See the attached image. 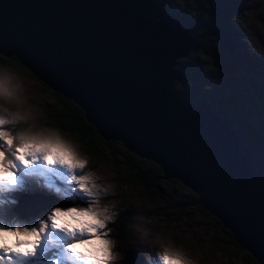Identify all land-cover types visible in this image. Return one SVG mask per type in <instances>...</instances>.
<instances>
[{"label": "water", "instance_id": "water-1", "mask_svg": "<svg viewBox=\"0 0 264 264\" xmlns=\"http://www.w3.org/2000/svg\"><path fill=\"white\" fill-rule=\"evenodd\" d=\"M189 30L153 0H0V53L75 100L105 139L191 187L264 264V137L174 91L186 79L177 59L195 48Z\"/></svg>", "mask_w": 264, "mask_h": 264}, {"label": "rangeland", "instance_id": "rangeland-1", "mask_svg": "<svg viewBox=\"0 0 264 264\" xmlns=\"http://www.w3.org/2000/svg\"><path fill=\"white\" fill-rule=\"evenodd\" d=\"M176 5L183 11V16L191 21V30L204 29L205 27L204 33L209 34L213 40L209 49L213 53V58L209 54L208 56L210 57L207 54L199 53L193 57V60L199 63L202 69L198 68L196 70L195 66L191 65L189 73L198 74V78L202 80L204 85H207L205 90L208 95H221L223 91H244L246 102L252 113L251 116L253 115L251 123L259 120L264 121V116H259L257 113V111L264 110V29L258 21L260 15L252 14L253 9H256V11L264 9V7L261 8L262 0H188L179 1ZM176 19H179V21L183 20L180 16L176 17ZM191 33L193 34V32ZM192 40L194 39L192 38ZM194 44L196 48L197 43L194 42ZM244 57L250 60L252 65L250 63L244 64ZM182 68H179V71L182 70L184 72ZM0 71L10 74L14 84L21 86L20 99L0 106V113L6 114L8 119L15 118V124L38 120L33 128L47 130L34 132L36 136L59 138L73 149L78 159L87 162L84 174L88 176L89 181L94 183L95 187L93 190L99 189L105 193L100 207H107L109 215L114 218L115 213L113 210L124 208L123 216H127L129 209L124 206L129 203V200L139 202V199H142V193L140 188H138L140 185H135V183L130 185L124 178L120 179L117 177L118 172L123 171L122 164L113 166L111 161L105 160L97 166L96 170L92 169L88 158L81 156V152H79L80 143L76 138L72 134H67L65 131L53 126L50 121L53 119L50 117L52 114H55V112L62 114L60 112H63V106L59 103L61 100H57L52 93L54 88L42 79L40 80V78L23 77L1 68ZM255 79L259 83L255 82ZM255 106L257 107L254 110ZM246 109L248 110V106ZM220 118L227 120L223 117ZM39 120H45L46 124L39 122ZM227 125L233 129L236 128L230 121ZM250 134V136L254 137V134ZM49 159H52V157H49ZM39 163L43 165L42 161ZM53 173L56 174V186L60 187L62 191H74L76 189V186L71 182L73 173L60 166H56L53 169ZM79 174L77 173V175ZM170 185L172 184L164 186L168 187V189L159 194L165 197L161 204L165 205L171 215L166 222L160 219L162 226L157 231L169 230L168 239L159 240L157 239L159 235L154 233L153 235L147 234L142 238L135 230L129 229L131 237H140V242L133 248L134 241L119 242L113 239L111 233H109L112 232L113 219L108 224L110 228L106 227L101 230L107 233L104 238L109 239L112 244V259L109 264L122 263L121 261L127 256V248L135 249L137 254L135 258L138 264H160L159 255L165 251L169 253L179 252L184 257L195 261V264L251 263L253 259L251 258V253L247 249L241 250L237 244L231 242V239L223 231V228L227 229V227L224 226L221 219L218 218L217 221L214 217L209 216L203 211L208 209L200 203H198V207H192L189 204H184L182 207L178 195L183 189L179 186L170 187ZM90 186L92 185L90 184ZM35 194L33 193V195ZM158 199L159 196L157 195L153 203H158ZM83 204L84 202L78 199L67 201L53 197V206L55 207L67 208L70 206H83ZM42 210H46V208ZM151 212H147L149 222L158 221L159 214H155L154 216L157 219H153ZM144 213L146 214V212ZM37 216L35 215V217ZM35 217H24L23 222H34L36 220ZM61 219L64 222V218L62 217ZM53 235H56L55 232H53ZM62 237L63 234H60L57 239L60 240ZM21 239L25 238L21 237ZM95 246H98V242ZM93 247L89 246L90 251ZM89 248L87 250L81 249V251L87 254ZM115 253H119V257L114 258ZM69 256L70 254L65 251L60 255V259L64 264H74L69 259Z\"/></svg>", "mask_w": 264, "mask_h": 264}, {"label": "snow or ice", "instance_id": "snow-or-ice-1", "mask_svg": "<svg viewBox=\"0 0 264 264\" xmlns=\"http://www.w3.org/2000/svg\"><path fill=\"white\" fill-rule=\"evenodd\" d=\"M15 123V118L8 119L6 114L0 113V212L4 215V221L0 222V264H64L60 255L65 251L74 264H109L112 244L104 238L107 233L101 230L108 227L114 217L109 215L107 207H100L105 193L93 190L94 183L84 174L86 162L78 159L73 149L59 138L14 136L8 126ZM56 166L73 173L74 191H62L56 186L53 173ZM33 183L61 199H78L84 204L54 207L34 222L21 223L11 216L10 205L14 201H9L7 196L22 192ZM60 234L69 242L64 244L58 240ZM89 246L94 247L87 254L81 251ZM159 261L160 264H187L177 252L165 251L159 255Z\"/></svg>", "mask_w": 264, "mask_h": 264}, {"label": "trees", "instance_id": "trees-1", "mask_svg": "<svg viewBox=\"0 0 264 264\" xmlns=\"http://www.w3.org/2000/svg\"><path fill=\"white\" fill-rule=\"evenodd\" d=\"M154 1L167 8L168 11L175 17L180 16V18L183 19L181 21L186 20V22H191L183 16V11L176 5L177 3H179V1L188 0ZM263 7L264 0H262L261 8ZM252 14L260 15L258 21L264 29V9L260 11H256V9H253ZM204 31L205 27L204 29L198 28L197 30H191V32H193V34L191 33L192 35H190L191 39H194L193 42H196L197 46L188 55L179 59V61L182 63L179 65V68L183 67L182 69L184 70V74L188 78L185 83H181L179 80L173 82L172 87L174 91L180 92L182 97L186 101L190 103L192 102L194 105H197L195 103L203 104L204 102H210V112L229 120L236 128L246 129V131L249 132V135H251L250 133H252L254 134V136H257L259 138L264 137V121L259 120L255 123H251L253 115L251 116L252 113L251 110H249V105L246 102L244 91H223L221 92V95H208L205 90V87L207 85L203 84L202 80L197 77L198 75L196 73H189L191 65H194L196 70L198 68H201L199 63L193 60V57L197 56L199 53L207 54V56L208 54L211 56L213 54L211 51H209L213 40L211 39V36L204 33ZM245 58L246 57L243 58V60L245 61L244 64H251L250 60ZM0 68L6 69V71L12 74L39 79L37 75H35L23 63H21L19 59L14 55H4L0 53ZM179 68L178 66H176L175 70H179ZM255 82L259 83L257 79H255ZM253 91L257 92L256 90ZM52 93L57 100L62 101H60L59 103L63 106V112H60L62 114L55 112V114H52L50 116L54 119L50 120L52 122V125L58 127L61 131H65V133L67 134H72V136L76 138V140L80 143L79 152H81V156L88 158L92 169L96 170L97 166L103 163V161L105 160L111 161V164L113 166L122 164L123 171L118 172L117 177H119L120 179L124 178L127 183H130V185L131 183L140 185V187L138 188H140V192L142 193V199H139V202L129 200V203L124 206L129 209V214H127V216H123L124 208L116 209L117 219L111 225L115 241H134L135 243L133 248L136 247L137 243L140 242V237H131L129 229L134 230L133 225L139 223V221L136 219L137 217H144L147 221H149V219H147V212L149 211H152L151 217L153 219H157V217H155L154 215L157 213L159 214L158 221L149 222L146 224V227L149 229L150 235H153V233L159 235L157 238L159 240L168 239L169 230L164 231L163 229L157 232L159 230V227L162 226L160 219L166 222L167 218L171 215L170 211L165 208V205L161 204L162 200L165 197L161 196L159 193L162 194L164 190H167L168 187L164 186H169V184H172L170 185V187L179 186L181 189H183L182 192L178 195L182 207L184 204H189L192 207H198V193L188 185L184 184L182 180L178 178H164L165 173L162 167L157 162L149 158L138 156L136 153L129 150L121 140L105 139L98 132L95 124L93 122H90L86 118L85 110L75 100L64 96L63 94L57 92L55 89H52ZM247 106L248 110L246 109ZM256 107L257 106L254 107V110ZM257 113L259 114V116H264V110H261L260 112L257 111ZM28 122L29 123L22 122L14 124L9 127L12 129V134L14 136H19L20 132L27 130L29 134L36 135L34 134V132H38L39 130H47L33 128V126L37 124L38 120ZM39 122L46 124L45 120H39ZM157 195L159 196L158 203H153ZM27 200L29 203L36 202L32 198H28ZM200 209L203 210L202 208ZM37 211L38 210L34 208L29 210L31 215H33L34 212ZM203 211L206 212L209 216L214 217L218 221V218L211 214V212L205 209ZM144 212H146V214ZM11 216H14L21 223H26L23 222L24 217L19 213L16 205L11 206ZM0 217L3 222V213L0 214ZM223 231L228 236V238L231 239L232 243L237 244L241 248V250L245 249L237 240L234 239V237H232L233 235L228 228H223ZM132 249L127 248V254H129V252L133 254ZM132 254L131 257L133 258V260L136 259L134 256H132ZM251 258L253 259L249 264H260L252 254ZM123 262L125 264V259ZM115 264H117V262Z\"/></svg>", "mask_w": 264, "mask_h": 264}, {"label": "clouds", "instance_id": "clouds-1", "mask_svg": "<svg viewBox=\"0 0 264 264\" xmlns=\"http://www.w3.org/2000/svg\"><path fill=\"white\" fill-rule=\"evenodd\" d=\"M185 24L190 26V30L188 31V35L189 34L191 35V28L192 27H191L190 23L186 22V20H185ZM179 59H177V63L175 65V67L182 64L179 61ZM182 74H184V72H182ZM183 77L186 78L183 81V83H185V81L187 80L188 77L185 76V74L183 75ZM173 81L175 82V81H177V79H173ZM20 87H21L20 85L14 84L13 78L10 74H6V73L0 71V106L6 105L8 103H12V102H14V100L20 99ZM19 136L20 137H28V136H33V134H29L27 130H24V131L19 133ZM86 164H87V162H86ZM88 165H89V163H88ZM22 182H23V180H22ZM21 193H22V195H19V196H17V194L8 196L7 199L9 201H14V204H11L10 206L16 205L19 213L23 217L33 216V215H31L29 210L26 208L25 200H27L28 198H32L36 201L35 203H30V206L39 211L40 215L38 218H41L49 210H51L52 208L55 207V206H53V197L57 198L58 200H61V198H59L56 194L50 193L49 191H47L46 189L42 188L41 186H39L35 183L31 184V186L26 188V190L22 191ZM33 193H36V194L33 195ZM62 200H64V199H62ZM49 205H52L53 207L52 206L49 207ZM43 208H46V210H42ZM41 212H43V213H41ZM113 212L115 213V218L113 220V222H114L117 219L116 209L113 210ZM1 213L2 212H0V214ZM136 219L139 221V223H137L136 225H133L134 230L137 233H139L142 238L145 235L150 234L149 229L146 227V224L149 223V221H147L146 218H144V217H137ZM0 222H2L1 217H0ZM108 228H110V227H108ZM109 233H111V235L114 239L113 232H109ZM55 247L56 246L54 245L53 248H55ZM90 248H89V251H90ZM132 251H133L132 256L135 257L137 255L135 249H132ZM177 253H179V252H177ZM126 254H127V252H126ZM179 254L182 257H184L183 254H181V253H179ZM115 257H119V253H115L114 258ZM127 257H129L128 254L124 259L126 260ZM124 259H123V261H124ZM184 259L187 261V264H195V261H193V260H190L186 257H184ZM130 260L132 261L133 258L131 257ZM123 261H121L122 263H120V264H124Z\"/></svg>", "mask_w": 264, "mask_h": 264}, {"label": "bare ground", "instance_id": "bare-ground-1", "mask_svg": "<svg viewBox=\"0 0 264 264\" xmlns=\"http://www.w3.org/2000/svg\"><path fill=\"white\" fill-rule=\"evenodd\" d=\"M153 1H154V0H153ZM248 135H249V132H248ZM131 254H132V253L130 252V253H129V257H127V259L125 260V264H127V263H128V264H138V263L136 262V261H137L136 259H134V260H132V261L130 260V259H131Z\"/></svg>", "mask_w": 264, "mask_h": 264}]
</instances>
